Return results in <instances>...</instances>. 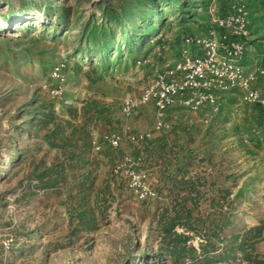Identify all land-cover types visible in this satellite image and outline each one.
I'll use <instances>...</instances> for the list:
<instances>
[{
	"label": "rangeland",
	"instance_id": "1",
	"mask_svg": "<svg viewBox=\"0 0 264 264\" xmlns=\"http://www.w3.org/2000/svg\"><path fill=\"white\" fill-rule=\"evenodd\" d=\"M210 8L245 53L158 127ZM0 264H264V0H0Z\"/></svg>",
	"mask_w": 264,
	"mask_h": 264
},
{
	"label": "built area",
	"instance_id": "2",
	"mask_svg": "<svg viewBox=\"0 0 264 264\" xmlns=\"http://www.w3.org/2000/svg\"><path fill=\"white\" fill-rule=\"evenodd\" d=\"M209 10L211 14L213 13V27L206 38L200 40L189 36L184 38L187 47L192 46L197 53L205 54V56L195 55L191 57L188 52H185V61L176 67L168 69L160 76L156 85L146 91L144 95L145 101L153 100L154 102L160 117L158 127L162 126L161 118L164 117L167 109L173 105L180 91L185 90L188 86H192V89H199L203 86L202 80L206 74H218V72H215L213 64L218 63L221 50L226 52L233 51V53L240 55L245 53L246 44L251 39L247 11L243 8L236 14L227 17H217L214 15L215 9L210 8ZM178 75H184L186 86L182 87L176 83ZM61 76L60 69H55L52 73L53 79L59 80ZM54 91L59 93V89ZM129 111L130 109H127V112ZM114 144L116 145L117 142H114Z\"/></svg>",
	"mask_w": 264,
	"mask_h": 264
},
{
	"label": "bare ground",
	"instance_id": "3",
	"mask_svg": "<svg viewBox=\"0 0 264 264\" xmlns=\"http://www.w3.org/2000/svg\"><path fill=\"white\" fill-rule=\"evenodd\" d=\"M20 21H24V18L21 19ZM16 22H17V21H16ZM6 26H7V24H6L5 22L2 21V23H1V27L6 28Z\"/></svg>",
	"mask_w": 264,
	"mask_h": 264
}]
</instances>
